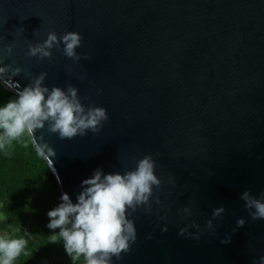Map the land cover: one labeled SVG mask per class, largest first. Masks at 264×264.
<instances>
[{"label":"water","instance_id":"water-1","mask_svg":"<svg viewBox=\"0 0 264 264\" xmlns=\"http://www.w3.org/2000/svg\"><path fill=\"white\" fill-rule=\"evenodd\" d=\"M52 31L79 33L81 59L63 45L49 58L27 55ZM0 56L21 69L0 75L11 92L45 72L49 89L71 84L85 107L106 109L97 133L34 132L53 149L43 158L73 202L97 167L123 173L152 155L161 185L149 205L128 210L136 241L114 264H252L264 255V219L240 198L264 191V0H0ZM192 221L199 240L179 235Z\"/></svg>","mask_w":264,"mask_h":264},{"label":"clouds","instance_id":"clouds-1","mask_svg":"<svg viewBox=\"0 0 264 264\" xmlns=\"http://www.w3.org/2000/svg\"><path fill=\"white\" fill-rule=\"evenodd\" d=\"M82 36L73 31L57 35L52 31L43 42L29 45L27 55L40 59L49 58L51 50L63 45V54L74 61L81 59L76 49L81 46ZM11 54V46H6ZM87 55L84 59H89ZM0 56V75L10 72L13 76L21 73L20 68H10L3 63ZM47 73L41 72L31 79L15 96L6 103L0 104V148L27 136L35 152L41 157L54 155L53 149L34 132L47 125V131L58 134L61 139H72L84 136L87 131L97 133L108 119L104 107H85L78 89L68 84L65 89L53 86L49 89L44 85ZM39 140V142H38ZM155 161L151 154H146L136 162L132 170L105 173L97 167L91 175L81 181V190L75 202L68 193H61L59 203L48 210L46 227L52 230L49 242L62 241L67 255L73 260H82V264H114L120 260L122 253L130 250L136 241V228L133 220L128 218L130 209L135 211L138 206L149 205L153 196V187L159 188L161 180L155 175ZM244 207L253 220L264 219V191L258 196L244 190L240 194ZM157 203L159 198L157 197ZM150 210V208H149ZM183 214L190 215L189 207L182 209ZM225 212L223 206L212 210V218L206 221V228L213 229V220ZM164 219V217H160ZM245 220L238 218L237 227H243ZM200 226L192 221L179 229V235L199 240L200 233H193L189 228ZM58 229V231H56ZM166 231L165 227L162 229ZM25 235L31 234L24 230ZM230 238L221 240L229 243ZM27 240L24 237H11L7 233L0 235V264H14L17 257L24 251ZM252 264H264V255Z\"/></svg>","mask_w":264,"mask_h":264},{"label":"trees","instance_id":"trees-1","mask_svg":"<svg viewBox=\"0 0 264 264\" xmlns=\"http://www.w3.org/2000/svg\"><path fill=\"white\" fill-rule=\"evenodd\" d=\"M15 96L0 82V104ZM60 195L55 175L27 136L0 148V235L27 240L14 264H82L67 255L62 241L48 240L52 230L46 227L47 212Z\"/></svg>","mask_w":264,"mask_h":264}]
</instances>
